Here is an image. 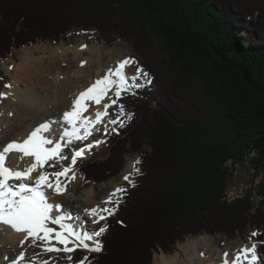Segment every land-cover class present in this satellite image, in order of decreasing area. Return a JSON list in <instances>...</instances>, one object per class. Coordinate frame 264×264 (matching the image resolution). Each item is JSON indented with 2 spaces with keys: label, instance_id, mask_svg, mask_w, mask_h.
Returning <instances> with one entry per match:
<instances>
[{
  "label": "trees",
  "instance_id": "16d2710c",
  "mask_svg": "<svg viewBox=\"0 0 264 264\" xmlns=\"http://www.w3.org/2000/svg\"><path fill=\"white\" fill-rule=\"evenodd\" d=\"M250 1L0 0V61L15 48L87 31L95 41H133L151 78L117 100L131 119L105 136V157L80 169L98 184L125 153L140 161L90 264H151L158 249L170 252L187 236L242 234L246 221L259 233L251 239L264 264V199L255 207L252 191L223 199L231 165L251 153L264 159V0L244 11Z\"/></svg>",
  "mask_w": 264,
  "mask_h": 264
},
{
  "label": "snow or ice",
  "instance_id": "6c2138e0",
  "mask_svg": "<svg viewBox=\"0 0 264 264\" xmlns=\"http://www.w3.org/2000/svg\"><path fill=\"white\" fill-rule=\"evenodd\" d=\"M130 63L136 62L125 59L119 63L115 70L110 68L104 77L96 80L95 83L73 100L71 111L63 113V123L67 127L63 128L57 141L54 142L47 136L42 135V133L51 131L52 122H46L36 127L22 142L12 141L0 147V225L11 228L15 233H25L24 240L20 241L21 246L31 238L30 246L41 247L42 252L71 253L77 247L89 253H99L103 250V244L98 238L106 232V227L102 226L98 231L89 233L74 227L71 223H65L66 220L72 219L67 214L53 216V211L59 213L61 206H54L52 203H49V198L44 189H52L53 193L57 195L63 194L66 190V185H62L60 178L67 176L71 171V166L76 165L77 159L83 158L85 152L84 148H80L75 150L69 157L62 155L64 149L70 148L75 142L84 141L92 135L95 125L101 123L102 118L108 115L107 110L117 103V100L121 98L122 92H129L135 95V89L151 84L152 81L149 74L140 68H137L135 75L127 76L123 70ZM112 77H115V79ZM141 79H143V82L137 83ZM5 87H11V85H5ZM113 89L116 99H112L109 96L110 103L103 105L104 111L95 112V119L82 115L88 110V105L85 101L90 100L99 105L101 100L108 96V92ZM4 95V93H0V97ZM119 111L120 114H124L123 105H119ZM128 119H131V114L128 115ZM118 122L121 127L124 126L123 122L118 121V119L108 121L109 124H117ZM55 123H60V121H56ZM112 131H115V129H112ZM48 145H52V147H47ZM86 147L90 149L92 145H87ZM14 152L21 153L20 160H23L25 157H33L34 160L22 171L9 168L6 166V160L9 153ZM69 159L71 166H63L61 164V161ZM139 163V158L133 161V171L123 177L125 181L132 183L129 177L133 173L140 174V169L137 167ZM46 165L49 168H56L58 165L60 167L59 170L48 172L44 170ZM38 169L40 171L33 180L32 173ZM52 178H55L54 181ZM75 178L76 176L73 172L70 179ZM28 180H33V183H25ZM10 181H20V183H9ZM125 192L126 190L123 188H116L105 203H112L113 197ZM119 203L120 200L116 199L115 204L118 205ZM114 211V209L107 207H94L86 210L90 216L95 218L93 220L94 223L106 220L107 216L114 215ZM103 213H107V216ZM49 224L56 225L57 227H50ZM258 234L257 232L251 233L250 239ZM37 240L42 241L43 244L36 245ZM53 240L64 247H56L52 243ZM70 243L73 244V247H68ZM256 248L257 243L253 242L250 248L245 247L240 249L234 254L231 264H260L262 258L259 256ZM40 254L36 253L30 257L28 264H37L36 257ZM4 259L8 260L9 264H22L25 261V253L21 251L14 258L10 259L5 256ZM50 259L40 261L39 264H50ZM67 259L71 260L72 257L68 256ZM87 260L88 257L85 256L78 264H84ZM222 264H229L227 252L223 254Z\"/></svg>",
  "mask_w": 264,
  "mask_h": 264
},
{
  "label": "bare ground",
  "instance_id": "6f19581e",
  "mask_svg": "<svg viewBox=\"0 0 264 264\" xmlns=\"http://www.w3.org/2000/svg\"><path fill=\"white\" fill-rule=\"evenodd\" d=\"M121 42V40H118L117 44ZM85 47L87 50H90L93 56V59L90 63H88L85 58L81 57L83 56V53L78 52V50L65 46L61 47L62 49L60 51L58 50V48H60L59 46L50 49L52 56L60 57L64 61H66L65 58L68 53L67 50H73V60L75 58L76 59L72 61L73 64H70L71 73L66 77L63 76L64 78H60L59 74L61 72H59V70L58 73H56V70L49 67L48 63H42L44 61H42L41 56H35L33 51L34 48L29 47L24 49L22 62L13 69L14 83L11 85L9 90L4 92V98L7 96L8 98L6 100L7 104L5 105L4 114L2 115V118H0V147L12 141L22 142L36 127L46 122H52L51 131L42 133V135L47 136L54 142L57 141L63 128L67 127V125L63 123V113L65 111H71L73 100L78 97L81 92L85 91L88 87L95 83L96 80L104 77L110 68L115 70L121 61L125 59L130 61L132 60V56L130 54L123 58H121V52L112 55L111 53L113 50L111 52H106L107 55L103 54L101 51L102 46L97 45L94 47H88L84 45V47L80 48V51ZM130 66L131 63L126 65L123 70L127 76ZM66 71L68 70H65V72ZM112 78L115 79V77ZM23 85L25 87H22ZM109 96H111V91L108 92V96L101 100L99 105L90 100L85 101V103L88 105V110L82 115L84 117L95 119V112L104 111L103 105L105 103H110V100L108 99ZM110 108L107 110L108 115L102 118L101 123L109 121ZM56 121H60V123H55ZM97 125H95V127ZM47 147H52V145H48ZM74 150H77V148L72 149V152ZM20 155L21 153L18 152L9 153L8 159L6 160V166L22 171L34 160L33 157H25L23 160H20ZM133 161L134 157H128L125 160L121 172L103 184L102 192H96L95 187H88L86 191L84 190V194L78 196L76 195L74 198L75 204H73V207L77 209L78 212H74V209H70L68 213H63L61 207L59 213L53 211L52 215L55 216L58 214H67L71 217V213L73 216H77L78 219L71 217L72 219L66 220L65 223L74 221L76 223V226L74 227L77 228H79V223L89 224L91 227H93V224H96L93 222L95 218L90 216L86 210H90L94 207L104 208L108 206L111 203H105V201L109 199L110 194L116 188L126 189V184L129 181H125L123 177L131 172ZM69 166H71L70 159ZM53 169L54 168H49L46 165L44 170L52 172ZM39 171L40 169H38L36 172H33L32 177L37 176ZM73 172L75 173L76 178L70 179ZM133 177L134 176L132 175L129 177V179L132 181ZM78 181V171L76 168H74V166H71V171L67 174L66 179L61 180L62 185H66V190L63 194L57 195L53 193L52 189L45 188V192L49 198V203H52L54 206L62 205V195L69 196V185L71 183L76 184ZM16 183L18 184V182ZM120 195L122 194H117L116 197H113V201L118 199ZM81 212H84L86 221H89L90 219L91 223L81 222ZM49 226L54 228L57 227L56 225L52 224H49ZM85 229L86 226H83L80 230ZM24 236L25 233H15L11 228L0 225V264H8L9 261L5 260L4 257L7 256L10 259L14 258L21 251L25 253L26 262L34 254L41 253L36 257L37 264H39L40 261L48 260L50 257L55 258V256L59 254V252H42L41 247L30 246L31 238H29L28 241H25L24 245L21 246L20 241L24 240ZM52 243L58 248L64 247L63 245L56 243L55 240H53ZM213 243V238L207 237L205 235L196 236L195 239L183 243L181 247V256L175 255L173 257L167 258L165 255L159 254L156 256L153 264H222V262L217 263L214 260L215 252H219L221 255L222 251H220L218 248L215 249L213 247ZM41 244H43L42 241H36V245ZM251 246L252 245H248L249 248ZM201 252H204V256H201ZM209 252H213L212 255L206 256V253ZM60 253L62 254V257L65 256V252ZM61 260L63 261V264H67L66 261L68 259ZM229 264H231V261H229Z\"/></svg>",
  "mask_w": 264,
  "mask_h": 264
},
{
  "label": "rangeland",
  "instance_id": "374dc122",
  "mask_svg": "<svg viewBox=\"0 0 264 264\" xmlns=\"http://www.w3.org/2000/svg\"><path fill=\"white\" fill-rule=\"evenodd\" d=\"M240 1L248 2L249 0H240ZM254 3L257 5V3L252 0L248 4H246L244 11L253 12L255 9H257L256 8L257 6ZM118 40H121L122 42L117 44ZM84 45L88 47H94L95 45L102 46L101 51L103 52V54H106V52H111L112 50H113L111 53L112 55L115 53L121 52L122 53L121 58L127 57V55L130 54L132 56V60H134L136 63H131V66L128 69V73H127L128 76H132L133 74H136L137 68H140L136 60L137 55H138V51L136 48L138 47V45L135 44L133 41L119 37V36H115L114 39L110 42H106L105 40L95 41L91 37L90 33H88L87 31H79L78 33L71 32L69 37L66 40H60L58 42L42 40L32 45H24L19 48L13 49L11 54H9L5 60L0 61V93H4L7 90H9L10 87H5V85H12L14 83L13 82V76H14L13 69L16 68L17 65L22 62L23 60L22 57L24 55V52H23L24 49L29 48V47L34 48L33 51H34L35 56L36 55L41 56L42 61H44L42 63L44 64L48 63V66L56 70V73H58V70H59V72H61L59 74L60 78H64L71 73L70 64H73L72 61L76 59L75 58L73 60V55H72L73 50H67L68 53L65 58L66 61H64L60 57L52 56L50 49H53L54 47L56 48L59 46L60 48H58V50L60 51L62 49L61 47L65 46V47L78 50V52L83 53V56L81 57L85 58L88 61V63H90L91 60L93 59V56L90 50H87L85 47L84 49L80 51V48ZM150 49L152 52L153 51L152 45L150 46ZM144 55L148 59L147 57L148 53L146 55V53L144 52ZM140 57L144 59V57L142 56ZM65 70H68V71L65 72ZM142 82H143V79L137 81V83H142ZM22 87H25V86L23 85ZM126 93H129V92H122V95ZM110 97H112V99H116L114 96V89L111 91ZM7 98L8 96L6 98H4V96L0 97V118H2V115L4 114L5 105L7 104V101H6ZM127 116H128L127 112H124V114H120L119 107H118V101H117V103L115 105H112V107L110 108L108 120L110 121V120L118 119V121L120 122H125ZM119 124H120L119 122L117 124H109L108 121L99 123L95 128H93L95 130L94 131L92 130V135H90L89 139H86L82 142L77 141L74 144H72L70 148L64 149V152L62 153V155L71 156L70 154H72V149H75V148L78 149L80 147L81 148L85 147L83 158H78L76 165H74V168H76L78 171L79 181L76 184L71 183L69 185L68 187L69 196L62 195L63 204L60 206L62 207L63 213L64 212L68 213L70 209H74V212L77 211V209L73 207V204H75L74 198L76 195L78 196V195L84 194V190L86 191L88 187H95L96 192H102L103 184L107 180H109L112 177H115L121 172L122 170L121 168H123L124 166L123 164L125 163L124 161L128 157L130 156L134 157V161L137 159V153L130 154V155L125 153L122 156L123 160H122V164L120 166L119 171L115 175L107 179L105 182L94 184V183H86L84 181V178L81 175L80 169L85 165V163L88 160H91L94 158H103L106 156L107 149L103 146L102 141L105 138V136L112 129H116ZM106 128L107 130H105ZM87 145H92V147L89 149L86 147ZM250 156L252 157L250 161L245 160L243 163H239L234 166L233 165L230 166V163H229V166L232 168L231 180L228 183H226L225 191L223 193V199L224 200L226 199V201L229 203L237 198L242 197L247 191H252L251 201L254 207L261 200L264 199V197L258 193V190L261 188V186L264 187V159H260L256 153H251ZM254 158H256V164L253 162ZM61 164L63 166H69V160L61 161ZM59 167L60 166L58 165L56 168L53 169V171L59 170L58 169ZM132 171L133 170L131 168V172ZM132 175L134 176L133 177V180H134L136 174L133 173ZM35 177L36 176L33 177V180L35 179ZM66 177H61L60 179L61 180L66 179ZM52 179L54 180L55 178H52ZM33 180L25 181V183L32 184ZM133 180H132V183H133ZM16 182L20 183V181H10L9 183H16ZM132 183L128 182L126 186H129ZM120 197L118 199H120ZM114 205H115V200L106 207L109 209H113ZM103 214L105 216L107 215V213H103ZM70 215L71 217L78 219L77 216H73L71 213ZM80 218L82 220L81 222L91 223L90 219L89 221L88 220L86 221L84 212H81ZM70 223L76 226V223L74 221H70ZM103 224H104V221H101L98 224L97 223L95 225L93 224V227H91V225L89 224L79 223L78 227L79 229H82L83 226H86V229L82 231L93 233L95 231H98L99 228L103 226ZM244 228L245 230L247 229L246 232L244 231V233L241 234L239 233V231H235L234 236L232 237H228L225 233H221V232H217L215 234L204 233V234H199V235H202V236L205 235L207 237L213 238L214 240L213 247L215 249L218 248L220 251H222L221 255L219 252H215V255H214L215 262L217 263L222 262V257L225 252L228 253V260L232 261L234 254H236L243 247L245 248V247H248V245H252V243L254 242L252 239H250V234L255 232V228L254 227L252 228L248 224V221L245 222ZM199 235H196V236H199ZM196 236H187L183 241H178L174 243L173 246L171 247L170 252H164L161 249L154 251L152 254L151 264H153L156 256L159 254L165 255L167 258L173 257L175 255L181 256V252H182L181 247L183 243L186 241L195 239ZM68 247H73V244H69ZM79 249L80 250H77L76 252H73V253H64L65 254L64 257H62L61 256L62 254L59 252V254L55 256V258L54 257H50L51 259L49 258L50 264H63V261L61 259H67L68 256H71L72 259L67 260L66 261L67 264H78L79 261H81L85 256L89 254V252H87L86 250H83L81 248ZM212 253L213 252L206 253V256L212 255ZM201 256H204V252H201ZM126 258H130V255L126 254ZM123 259H124V256H123ZM89 262L90 261L87 260L84 262V264H89Z\"/></svg>",
  "mask_w": 264,
  "mask_h": 264
}]
</instances>
